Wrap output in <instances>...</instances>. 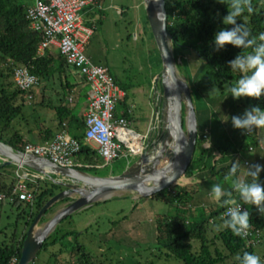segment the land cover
Masks as SVG:
<instances>
[{"label": "trees", "instance_id": "1", "mask_svg": "<svg viewBox=\"0 0 264 264\" xmlns=\"http://www.w3.org/2000/svg\"><path fill=\"white\" fill-rule=\"evenodd\" d=\"M163 3L165 28L171 38L172 56L176 69L183 71L193 106L196 137L190 161L182 175L172 183L173 186L169 185L149 196L173 205L170 214H159L154 219L156 248L164 250V256H172L181 264H239L237 257L242 256L245 251L255 254L254 247L260 242L264 221L254 206H244L250 212L249 222L252 230H257L258 238L255 244L245 245L243 237L234 235L223 224L227 217L221 216L226 206L222 201L227 197H221L220 202H210L206 199V193H209L212 185L220 184L224 190L232 191V196L239 200L241 198L232 189L231 180L242 178L245 174L239 173L238 168L235 176L225 180L232 163L247 166L249 160L242 156L254 152L253 159L264 166V149L260 147L259 134L254 129L244 132L231 124V117L241 115V111L246 108L258 105L264 110V95L258 99H233L228 91L242 74L232 71L226 62L234 59L237 54L250 52L251 49H239L226 44L223 49L215 50L213 34L220 28L232 27L222 22L229 9L227 0L225 3L218 0H163ZM251 4L254 12L249 14L245 9L237 19L250 30L251 37H258L260 32H264V0H251ZM25 6L22 0H0V142L15 151H20L26 140L18 127L14 126V122L21 119L25 121L21 107L27 99L26 95L32 94L36 85L26 92L17 89L12 81L13 68L26 67L37 78V84L41 81L43 87L57 85L66 92L71 87L67 77L71 68L61 61L56 49L48 48L41 54H36L39 34L29 28L25 18ZM147 29L152 48L149 64L153 68L151 76H154L160 70V59L148 26ZM111 77L115 83L112 75ZM50 91L55 92L54 102L48 99L51 103L45 106L54 110V119L58 125L65 121L68 133L79 142L75 158L81 165L75 169L82 171L93 167L96 157L99 156L83 140L82 119L73 115L65 106L63 95L57 97L55 87ZM123 93L117 102L123 101L126 96ZM49 97L50 94L45 96ZM126 114L127 111L124 110L120 116L125 118ZM50 133V128L46 127L38 131L37 135L45 140ZM258 150H262V155L255 152ZM245 161L247 164H244ZM1 165L6 163L0 161ZM13 167L14 164L9 182H0V193L4 195L10 193L15 180ZM260 178L264 181V170L261 171ZM26 184L33 194L30 204L16 199L0 200L6 201L17 210L23 204L34 205L33 212L22 216L23 229L19 234H0V264H7L12 257L16 263L27 226L42 204L61 190V186L52 181L47 183L45 178ZM56 187H59L58 190ZM63 200L69 202L70 199ZM199 209H206L208 212L203 214ZM19 217L21 218L17 213L16 219ZM57 233L54 227L43 239L38 251H46L47 247L54 246V250L47 253L48 258L58 261V256L66 253L61 264H89L83 258L85 255L79 246L67 248L62 244L61 240L71 233Z\"/></svg>", "mask_w": 264, "mask_h": 264}, {"label": "rangeland", "instance_id": "2", "mask_svg": "<svg viewBox=\"0 0 264 264\" xmlns=\"http://www.w3.org/2000/svg\"><path fill=\"white\" fill-rule=\"evenodd\" d=\"M97 6L85 5L78 11L81 26L86 25L90 29V34L83 45V52L92 63L105 66L117 86L126 94L122 102L115 103L113 114L119 116L124 111L123 107L130 105V112L125 115L126 127L144 135L151 120L150 90L155 75L151 76L153 68L149 64V57L152 48L142 0H99ZM177 73L180 79L184 80L180 68L177 69ZM39 86L41 81L34 89ZM53 87L59 92V96L61 93L66 95V91H62L57 85H48L50 89ZM87 88L86 84H81L80 95L72 107L73 115H77L78 108L84 103V93ZM34 96L26 99L22 104L21 113L25 121L21 119L14 122V126L18 127L20 132L25 130L24 125L27 124L31 126L29 127L33 130L32 133L37 132L35 127L38 125H50V120L41 117V113H44L46 104L54 102V97L45 98L41 103L38 96ZM48 99L51 102H48ZM254 130L260 136L261 149H264L263 129L254 128ZM24 137L37 140L35 137L32 138V134L31 137L29 135ZM134 145V150H140L136 140ZM145 145L144 139L142 147ZM255 152L262 155V150ZM254 154L252 152L242 156L248 159L249 163L247 166L240 165L239 173L245 174L247 167L257 163L253 159ZM137 156L138 154L120 155L107 162L96 157L93 167L82 171L100 177L114 176L121 173ZM12 164L14 163L0 166V182H9ZM260 173L258 183L264 186ZM53 177L57 178L55 175ZM44 178L47 183L52 181L48 176ZM242 178L248 182L252 181L250 176L243 175ZM174 189L173 187L172 190ZM206 196L210 202L214 201L211 190ZM232 199L247 208L255 207V205H246L241 199L236 200L233 196ZM62 200L54 202L41 216L37 228L42 225V221L68 203ZM172 209L173 205L167 201L149 196L134 198L130 192L117 191L109 197L95 200L75 210L60 219L54 227L57 234L71 233L61 240L62 244L67 248L79 246L85 255L83 258L87 259L89 264H181L172 256H164V250L157 249L155 243L154 219L159 214H170ZM201 210L198 211L203 214L208 212L206 209ZM33 211V204L28 206L23 204L17 210L6 201L0 202V234L8 235L12 232L19 234L23 229L22 216L25 217L27 213ZM17 213L21 218L16 219ZM260 216L264 221V215L260 214ZM260 235V242L254 247V253L260 257L261 264H264V227ZM54 248V246L47 247L46 251H37L30 264H61L62 257L66 253L60 254L58 261L46 256Z\"/></svg>", "mask_w": 264, "mask_h": 264}, {"label": "water", "instance_id": "3", "mask_svg": "<svg viewBox=\"0 0 264 264\" xmlns=\"http://www.w3.org/2000/svg\"><path fill=\"white\" fill-rule=\"evenodd\" d=\"M142 4L159 55L160 70L152 79V114L144 137L146 145L131 164L117 175L100 177L75 168L60 167L34 155L22 156L0 142L3 162L17 163L44 173L53 183L63 187L42 204L27 226L15 264H29L56 223L75 210L117 191L130 192L134 198L150 196L176 181L190 161L196 137L195 115L188 87L178 76L172 56L171 38L165 28L164 3L163 0H142ZM158 11L163 13L159 18ZM53 175L57 178H52ZM67 197L72 199L37 228L45 210Z\"/></svg>", "mask_w": 264, "mask_h": 264}, {"label": "built area", "instance_id": "4", "mask_svg": "<svg viewBox=\"0 0 264 264\" xmlns=\"http://www.w3.org/2000/svg\"><path fill=\"white\" fill-rule=\"evenodd\" d=\"M95 3L96 0H28L25 4V18L29 28L39 34L36 54H41L53 46L61 61L76 71L87 85L86 109L82 116L83 140L91 144L96 154L107 162L120 155L139 154L143 149L142 142L146 134L140 135L127 128L125 118L113 114L115 103L124 93L114 83L108 69L92 63L83 52V45L90 34V29L81 26L78 11L85 5ZM12 81L14 86L23 92L37 85V78L24 66L13 68ZM26 97L30 99L31 94H27ZM135 140L140 147L138 151L133 149ZM78 150L79 142L68 133L66 123L63 121L50 138L37 143L26 141L18 152L22 156L34 155L45 158L60 167L75 168L81 165L75 158ZM0 160L5 159L0 157ZM13 174L15 180L11 191L8 195L0 193V200L16 199L30 204L33 201V194L26 183L43 179L47 175L17 163H14ZM236 204L241 205L242 211L245 210L241 203ZM229 207L231 205L225 206L221 216H226ZM241 237L245 239V245H252L258 241L257 230L253 231L251 226L248 234ZM14 263L13 257L7 262Z\"/></svg>", "mask_w": 264, "mask_h": 264}, {"label": "clouds", "instance_id": "5", "mask_svg": "<svg viewBox=\"0 0 264 264\" xmlns=\"http://www.w3.org/2000/svg\"><path fill=\"white\" fill-rule=\"evenodd\" d=\"M225 3L226 0H218ZM229 9L223 16L224 25H231L230 28H220L213 34V44L215 50L223 49L226 44L237 48L251 49L243 55L237 54L234 59L227 61L232 71H238L242 75L230 86L228 91L233 99L241 97L260 98L264 95V32H260L258 37H251L250 30L241 22L238 17L247 10L249 14L254 12L251 0H227ZM163 15L157 12V18ZM251 37V38H250ZM231 124L236 129L244 132L254 128H264V110L258 105L246 108L241 115L231 117ZM210 147V145H209ZM239 163L233 162L225 180L235 176ZM264 170V166L256 163L247 167L246 176L252 177L251 182H246L243 178L231 180L232 189L239 194L241 200L246 205H255L259 214L264 215V186L258 183L259 173ZM170 182V181H168ZM213 199L221 201V197H227L222 201L223 205H231L228 208L226 217L223 220L225 227L231 230L236 236H246L250 228V212L241 210V205L236 204L232 199V191L224 190L220 184L211 187ZM239 264H261L258 255L245 251L242 256H238Z\"/></svg>", "mask_w": 264, "mask_h": 264}, {"label": "crops", "instance_id": "6", "mask_svg": "<svg viewBox=\"0 0 264 264\" xmlns=\"http://www.w3.org/2000/svg\"><path fill=\"white\" fill-rule=\"evenodd\" d=\"M23 1V3H25V4H27V2H28V0H22ZM98 3H99V0H96V3L95 4H92L93 6H97L98 5ZM91 5V6H92ZM99 6H97V8H98ZM80 24H81V22H80ZM83 27H86V28H88L86 25H83ZM50 48H54L53 46H51ZM55 49V48H54ZM67 77H68V80H69V82H70V84H71V87L69 88V90L66 92V95H63L62 93H61V96L63 95L64 96V101H65V106H67L71 111L73 110L72 109V107H73V105L76 103L75 101L78 99V97H79V95H80V90H81V84L83 85V81H82V79H81V77L77 74V72L76 71H74V70H72V69H69L68 70V72H67ZM85 84V83H84ZM38 85V84H37ZM37 89H34L33 90V92H32V94H31V97L30 98H33V97H35L34 95H36V96H38V99L40 100L39 102H41V103H43V101L42 100H44V98H45V96L46 95H49L50 94V96L51 97H55L54 96V94H55V92L53 93H51V91H50V88H48V85L46 86V85H44V87H43V84H41V86H39V87H36ZM44 89V90H43ZM122 90V89H121ZM123 91V90H122ZM124 92V91H123ZM59 92H57V97H59ZM76 94H77V96H76ZM85 96H86V93H84V103L83 104H81L80 105V108H78V111H77V115H75V116H77V117H80L81 119H82V116H83V113H84V111H85V109H86V100H85ZM68 98H70V100L68 99ZM37 99V100H38ZM37 103H38V101H37ZM124 110H126L127 111V113H129L130 112V105H126V106H124V108H123ZM128 109V110H127ZM47 110V111H46ZM46 111V112H45ZM45 111H44V113L42 114L41 113V117H43V118H45V119H49L50 120V125L48 124L47 126H45L44 124H41V125H38L37 127H35L36 129H37V132L38 131H42V130H44L46 127L48 128H50V131H51V133H50V135H49V138L52 136V134L54 133V132H56L57 130H58V128H59V125L57 124V122H56V120L54 119V110L52 109V108H50V107H48V106H45ZM73 113V112H72ZM52 122H54V123H52ZM65 122V121H64ZM30 125L29 124H27V125H24V127H25V130L23 129V131L21 130V134L23 135H29L30 137H31V134H32V138H36L37 140H31V139H27V137H24V135H23V138H24V140H26L27 142H35V143H37V142H40V141H42L43 139H40L39 137H38V135H37V132L36 133H32L33 132V130H28V128H30L29 127ZM28 130V131H27ZM48 139V138H47ZM90 146H92L91 144H90ZM93 148V147H92ZM94 149V148H93Z\"/></svg>", "mask_w": 264, "mask_h": 264}, {"label": "flooded vegetation", "instance_id": "7", "mask_svg": "<svg viewBox=\"0 0 264 264\" xmlns=\"http://www.w3.org/2000/svg\"><path fill=\"white\" fill-rule=\"evenodd\" d=\"M61 189H63V187H61ZM73 197V196H72ZM72 197H69V199L71 200L72 199Z\"/></svg>", "mask_w": 264, "mask_h": 264}, {"label": "bare ground", "instance_id": "8", "mask_svg": "<svg viewBox=\"0 0 264 264\" xmlns=\"http://www.w3.org/2000/svg\"><path fill=\"white\" fill-rule=\"evenodd\" d=\"M133 147H135V145H133ZM135 151H137V150H135Z\"/></svg>", "mask_w": 264, "mask_h": 264}]
</instances>
